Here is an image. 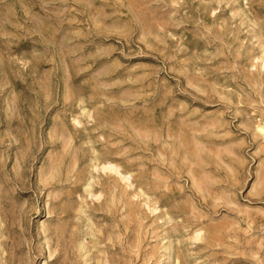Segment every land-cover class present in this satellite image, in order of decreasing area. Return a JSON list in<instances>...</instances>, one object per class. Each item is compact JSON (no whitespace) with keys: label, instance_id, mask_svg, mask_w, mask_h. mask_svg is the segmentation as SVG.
Listing matches in <instances>:
<instances>
[{"label":"rangeland","instance_id":"obj_1","mask_svg":"<svg viewBox=\"0 0 264 264\" xmlns=\"http://www.w3.org/2000/svg\"><path fill=\"white\" fill-rule=\"evenodd\" d=\"M258 126L264 0H0V264H264Z\"/></svg>","mask_w":264,"mask_h":264},{"label":"bare ground","instance_id":"obj_2","mask_svg":"<svg viewBox=\"0 0 264 264\" xmlns=\"http://www.w3.org/2000/svg\"><path fill=\"white\" fill-rule=\"evenodd\" d=\"M258 129L262 132V133H264V127L263 126H258ZM197 237V236H196Z\"/></svg>","mask_w":264,"mask_h":264}]
</instances>
